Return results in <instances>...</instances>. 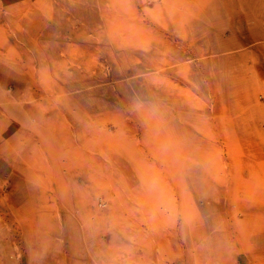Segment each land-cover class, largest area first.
Instances as JSON below:
<instances>
[{"label": "rangeland", "instance_id": "374dc122", "mask_svg": "<svg viewBox=\"0 0 264 264\" xmlns=\"http://www.w3.org/2000/svg\"><path fill=\"white\" fill-rule=\"evenodd\" d=\"M0 264H264V0H0Z\"/></svg>", "mask_w": 264, "mask_h": 264}]
</instances>
